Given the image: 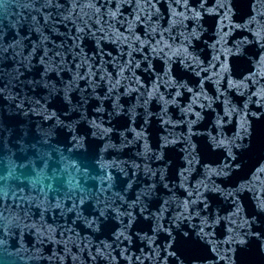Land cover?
<instances>
[{
  "label": "water",
  "instance_id": "water-1",
  "mask_svg": "<svg viewBox=\"0 0 264 264\" xmlns=\"http://www.w3.org/2000/svg\"><path fill=\"white\" fill-rule=\"evenodd\" d=\"M0 264H264V0H0Z\"/></svg>",
  "mask_w": 264,
  "mask_h": 264
}]
</instances>
